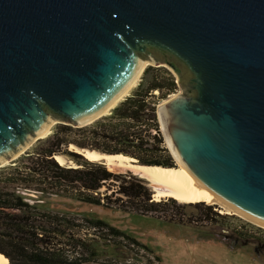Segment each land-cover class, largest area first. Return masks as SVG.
<instances>
[{
    "label": "water",
    "instance_id": "1",
    "mask_svg": "<svg viewBox=\"0 0 264 264\" xmlns=\"http://www.w3.org/2000/svg\"><path fill=\"white\" fill-rule=\"evenodd\" d=\"M147 65L181 89L157 106L175 160L264 224V0H0V167L108 114Z\"/></svg>",
    "mask_w": 264,
    "mask_h": 264
},
{
    "label": "trees",
    "instance_id": "2",
    "mask_svg": "<svg viewBox=\"0 0 264 264\" xmlns=\"http://www.w3.org/2000/svg\"><path fill=\"white\" fill-rule=\"evenodd\" d=\"M177 89L176 77L168 68L149 65L108 114L79 127L57 123L24 154L0 167V252L8 258L6 264H139L120 257L104 258L97 237H110L118 249L125 246L137 254L140 249L152 253L102 219L84 217V224L76 215L41 210L30 193L70 197L143 215L162 205L179 208L172 197L156 201L143 178L115 172L104 160H90L70 150L74 146L123 154L142 165L177 166L157 115L158 104ZM56 155L65 157L67 163H59ZM193 205L212 222L227 217L203 202ZM83 225L98 232L88 236ZM148 262L153 263L149 256Z\"/></svg>",
    "mask_w": 264,
    "mask_h": 264
},
{
    "label": "rangeland",
    "instance_id": "3",
    "mask_svg": "<svg viewBox=\"0 0 264 264\" xmlns=\"http://www.w3.org/2000/svg\"><path fill=\"white\" fill-rule=\"evenodd\" d=\"M169 70L175 75L171 69ZM178 92H181L179 85L177 91L170 96ZM176 163L179 165L178 161ZM108 167L118 173L131 172L134 174L126 166ZM143 179L153 191L152 196L156 201L163 198L167 201L170 198L169 196L160 199L154 197V185L145 178ZM104 190L105 188L101 191ZM30 196L34 198V202L41 210L76 215L84 224H86L84 217L102 219L152 250V253H149L140 249L137 254L122 245L123 249L116 248L110 237H97L104 258L120 257L121 260L124 258L139 264L149 263L148 256L151 257L152 264H264V227L218 204L200 201L221 210L222 213L215 212L227 216L217 222H212L194 207L193 204L197 202H183L177 199L179 208L162 205L156 211L143 215L82 202L70 197L41 193H30ZM83 231L90 233L88 236H94V232H98L97 229L85 225H83ZM83 264L106 263L88 261Z\"/></svg>",
    "mask_w": 264,
    "mask_h": 264
},
{
    "label": "bare ground",
    "instance_id": "4",
    "mask_svg": "<svg viewBox=\"0 0 264 264\" xmlns=\"http://www.w3.org/2000/svg\"><path fill=\"white\" fill-rule=\"evenodd\" d=\"M146 64L147 62L144 63V66ZM48 129L49 127H47L46 130ZM71 148L79 151V149L75 148L74 146H71ZM84 154L90 160L105 159L108 166H126L135 175L145 178L150 182V184L154 185V197H156L157 199L169 196L183 202L205 201L209 204H218L225 209L231 210L234 213L244 217L245 219L264 227V224L249 218L242 212L229 206L214 194L206 190L201 184H199L195 179L191 177V175L180 163L175 167H163L159 165L138 164L134 161V158L125 156L123 154L106 156L94 151H85ZM55 157L59 163H67V160H65L63 157L59 155H56ZM7 262L8 258L0 252V264H6Z\"/></svg>",
    "mask_w": 264,
    "mask_h": 264
},
{
    "label": "built area",
    "instance_id": "5",
    "mask_svg": "<svg viewBox=\"0 0 264 264\" xmlns=\"http://www.w3.org/2000/svg\"><path fill=\"white\" fill-rule=\"evenodd\" d=\"M217 211H219L220 213H222V211L221 210H218L217 208H215Z\"/></svg>",
    "mask_w": 264,
    "mask_h": 264
}]
</instances>
